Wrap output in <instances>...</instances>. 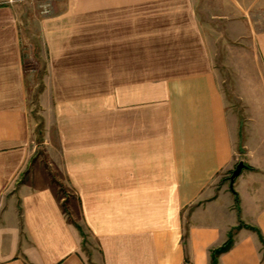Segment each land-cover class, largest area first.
Instances as JSON below:
<instances>
[{
	"label": "crops",
	"instance_id": "1",
	"mask_svg": "<svg viewBox=\"0 0 264 264\" xmlns=\"http://www.w3.org/2000/svg\"><path fill=\"white\" fill-rule=\"evenodd\" d=\"M13 1L0 0V264H212L232 231L218 264H264L253 0H228L263 71L239 94L244 115L228 107L194 0H49L43 154ZM240 161L238 209L227 179Z\"/></svg>",
	"mask_w": 264,
	"mask_h": 264
},
{
	"label": "rangeland",
	"instance_id": "2",
	"mask_svg": "<svg viewBox=\"0 0 264 264\" xmlns=\"http://www.w3.org/2000/svg\"><path fill=\"white\" fill-rule=\"evenodd\" d=\"M194 1L228 107L244 115V102L240 100L239 94L247 86L260 84L263 72L257 49L252 45L251 37L245 36L250 32L246 27L247 22L231 23L228 0ZM256 1L253 0V13L245 20L250 19L254 31L259 32L264 30V1L262 5ZM49 3V0L13 1L25 68L31 80L30 117L34 127V146H38V150L46 136L42 97L48 90L45 79L49 62L40 23L50 13H47ZM43 150V147L39 150L40 154H43ZM88 241L84 242L83 252L89 256L94 246Z\"/></svg>",
	"mask_w": 264,
	"mask_h": 264
},
{
	"label": "trees",
	"instance_id": "3",
	"mask_svg": "<svg viewBox=\"0 0 264 264\" xmlns=\"http://www.w3.org/2000/svg\"><path fill=\"white\" fill-rule=\"evenodd\" d=\"M246 168V166H245ZM233 173V171H232ZM232 173L230 174V176L232 175ZM230 181V177H228V179ZM235 198H236V207L239 209V204H240V199H239V195L236 193V191L234 190V188L232 189ZM234 245V231H232L230 233L229 239L226 241V243H224L221 247L214 249L212 251V264H218V258L228 252Z\"/></svg>",
	"mask_w": 264,
	"mask_h": 264
},
{
	"label": "water",
	"instance_id": "4",
	"mask_svg": "<svg viewBox=\"0 0 264 264\" xmlns=\"http://www.w3.org/2000/svg\"><path fill=\"white\" fill-rule=\"evenodd\" d=\"M245 163L244 161H240L237 165V167L235 168V170L233 171L232 175L230 176V187L231 189L234 188V183L235 180L240 176L242 170L245 168Z\"/></svg>",
	"mask_w": 264,
	"mask_h": 264
}]
</instances>
